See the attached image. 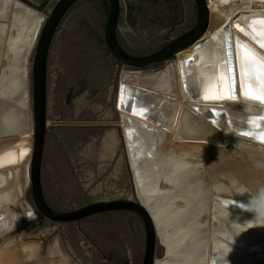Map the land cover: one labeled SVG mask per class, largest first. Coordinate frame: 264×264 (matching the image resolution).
<instances>
[{"label":"water","instance_id":"1","mask_svg":"<svg viewBox=\"0 0 264 264\" xmlns=\"http://www.w3.org/2000/svg\"><path fill=\"white\" fill-rule=\"evenodd\" d=\"M82 1L57 0L54 3L30 57L28 83L33 115V154L30 160L31 182L29 192L25 195L27 202L34 208L37 216L57 223L71 224V228L74 227L72 225L74 223L83 224L91 233L100 225L112 224L116 232L123 234L121 231L123 227L120 225L122 223L126 225L123 221L125 215H137L142 221L146 237L141 264H254V260L259 261L256 264L264 263V230L246 238L242 233L226 231L221 224L213 220L214 235L210 241L208 235L211 208L218 210V207H221L231 213L256 215L264 220V196L251 190L254 188L252 186H244L240 193H236L225 183L213 184L197 169L190 166L179 168L174 165L175 171L170 172L171 160L165 158L162 149L168 135L165 130L170 125H174L175 121L170 119L164 122L161 119L166 106L181 102L180 97L183 92L180 90V85L185 97L192 102L193 109L199 111L197 101L202 92L200 82L202 76L197 68V52L202 53L206 60L213 61L217 49L219 58L213 66V74H217V68L220 66L223 78L230 83L234 72L236 98L238 82L240 84L241 51L251 52L255 59L264 61L262 54L264 47H261L258 41H254L257 38L263 40L264 32L259 38L258 33L249 29L248 32L252 34L253 39L248 43L237 36L234 52L229 24L221 28L216 37L213 36L210 34L211 12L207 1L192 0L196 9V20L190 30L172 36L165 44L148 53L137 54L128 50L120 33L123 0H105L109 14L104 25V48L123 68L116 75V81L119 83L117 103L113 109L116 118L110 119L111 112L107 111V118L109 117L107 119L100 111L105 110L103 101L107 93L105 90L107 81L105 83L102 81L108 79V82H111L115 71H108L102 56L98 57L94 52L84 49L81 52L76 51L74 47L75 49L68 52L67 59L63 62L65 66H70L69 78L76 79L78 74L87 78V75L91 76L94 73L93 82L81 85L80 90L77 88L69 90V86L64 97L57 100L59 104L57 105L65 106V109L70 108L72 99L70 97L74 93H77L75 101L80 100L83 92H89V97L83 102V107L79 111L82 110V113L78 116H67L66 120L50 121L49 90L52 79L49 71L52 55L55 47L59 46L62 50L68 44L65 41H57V36L70 12ZM254 27L257 28L256 23ZM218 39H222V43L219 44ZM262 40L261 42L264 43ZM81 56L86 60L82 67L79 66L78 61H74ZM76 66L81 68L77 75L74 71ZM241 89L243 90L242 86ZM97 101L101 102L99 108L94 107L98 105L95 104ZM209 105L210 110L219 108L217 109L219 113L216 112L213 117L207 119L216 124L215 128L213 125V127L202 125L195 114H191L190 117L199 127L198 131L201 126L208 131L207 136L200 138L222 140L223 133L218 131V128L224 130L226 125L227 128H233L229 117L234 105L221 101ZM94 111L99 112L96 114L93 113ZM246 113L248 117L245 122L249 129L239 130L238 134L264 145L262 142L264 110L251 115L249 114L251 112ZM225 119L226 121L223 122ZM50 126L87 128L84 130L87 131L84 134L87 145L90 143L89 139L95 137L99 131L118 128L122 133L123 145L127 153L134 186L133 197L97 201L73 210L54 209L47 199L44 188ZM94 128H99L97 129L99 131ZM71 135L69 134L67 138ZM139 195L142 198L149 197L160 201L167 198L164 200L182 202L185 207H177L175 203L169 204L166 208L159 209L158 213L152 214L141 203ZM106 213L113 214L115 219L110 216L105 217ZM163 225H168V229L164 239L161 240L158 228ZM107 231L109 230H102L100 238L113 245H122L126 253L124 241L119 240L121 236L116 237L117 239L107 238ZM158 250L161 255H158Z\"/></svg>","mask_w":264,"mask_h":264},{"label":"bare ground","instance_id":"2","mask_svg":"<svg viewBox=\"0 0 264 264\" xmlns=\"http://www.w3.org/2000/svg\"><path fill=\"white\" fill-rule=\"evenodd\" d=\"M253 4L263 7L264 0H211V3H209L211 12L210 34L216 37L217 32L226 24H229L234 52L236 51L235 39L237 36L247 43L253 39L252 34L248 32L249 29L254 33H258V37L261 38L260 34L264 32V9L254 10L252 9ZM221 8L230 10L231 16L226 17L227 14L223 13ZM46 20V15L24 4L21 0H0V56H2V65L0 66V241H2V244L0 243V257L15 249L25 256V261L28 263L37 261L35 243L22 242L18 249L16 247L22 240V236L6 237V235L21 229L26 223L37 218L34 208L27 200H23V198L26 199L23 183L24 188L30 186V160L33 154V124L28 83L29 61L36 39ZM255 23L257 28L254 27ZM261 40L254 39L259 44H262ZM217 41L220 44L223 40L218 39ZM216 52L217 49H215L213 61L206 60L202 53L197 52L196 54L197 68L202 76L201 81L199 80L202 92L200 99L197 101L199 111L193 109L192 102L185 97L181 85L180 90L183 92L182 97H180L181 102L170 103L164 108L161 119L164 122L172 119L175 124L170 125L165 130L168 135L162 152L165 154V158L171 160L172 168L170 167V172L175 171L173 169L174 165L179 168L190 166L197 169L206 180L213 184L225 183L236 193H240L244 186H252L254 188H251V190L264 196V172L263 176L255 175L253 172L255 171L254 165L252 166V164H259L262 167L260 169L264 171V145L238 134L239 130L249 129L245 122L248 117L246 112H251L249 113L251 115L263 111L264 101L246 98L239 82L237 85L238 95L234 100L213 101L204 99L206 95H213L218 91L222 94L227 83L225 79H222L220 66L217 68V74H213V66L219 58V54ZM262 52L264 56V50ZM256 60L258 62L262 61ZM118 84L115 105L117 103ZM87 90L85 89V91ZM85 94L83 95L85 97L81 96L83 101L68 116H78L79 113H82V110L79 111L83 107V102L89 97L88 92ZM220 101L234 105L229 117L233 123V128H227L228 125L225 126L226 129L224 130L218 128V131L220 130L223 133L222 140L200 138L205 136L208 131L204 130L202 126L198 131L199 127L193 123L195 121L191 119L190 115L195 114L202 125L214 126L213 128H215L216 124L209 122L207 119L213 117L216 112L219 113V110H217L219 108L210 110L209 104ZM127 116L129 117L128 114ZM225 121L226 119L223 122ZM103 136V138L108 137V134ZM121 137L123 139V136ZM181 142L209 144L222 148L223 151L216 152V156L221 157L223 161L214 163L212 160L210 161L203 146L178 145ZM238 152L242 154L241 160L243 161H236L232 158ZM231 153H233L232 156ZM259 160H262V162H259ZM22 178L23 181H21ZM138 198L152 214L158 213L159 209L166 208L169 204L174 205L175 203L177 207H185L182 202L176 203L164 200L167 198H163L164 201L149 197L142 198L140 195ZM213 220L217 224H221L226 231L242 233L246 238L257 235L264 230V220L259 216L245 215L238 212L231 213L221 207H218V210L211 208L209 241L214 235L212 233ZM167 229L168 225L158 228L161 240L164 239ZM208 244L210 246V243ZM54 246L60 248L57 239L54 241ZM254 261V264L259 262Z\"/></svg>","mask_w":264,"mask_h":264},{"label":"rangeland","instance_id":"3","mask_svg":"<svg viewBox=\"0 0 264 264\" xmlns=\"http://www.w3.org/2000/svg\"><path fill=\"white\" fill-rule=\"evenodd\" d=\"M22 1L33 9L38 10L43 15L48 16L57 0H48L44 1V3H41V1L39 2L38 0L36 2H27V0ZM100 1L83 0L77 5L63 23L57 36V41L63 42L65 38L70 37V28L72 29L74 25L75 32H78L81 35L77 40L74 39L73 42L77 43L78 46L81 45L80 48L87 47V44L89 43L98 48L100 47L99 51L102 53L97 54V56H102L103 62L109 64L112 57L104 48V32L101 28V23L104 22L102 2L104 4L105 0ZM123 3V12L120 20V33L125 44L132 52L137 54L148 53L165 44L172 36L180 35L190 30L196 20V9L192 0H123ZM263 7L258 6V4L252 5V9L254 10L264 9ZM221 10L223 13L227 14L226 17L229 18L231 16L230 10H223L222 8ZM96 29L99 30V33L94 35L93 33ZM72 36L76 37V35ZM56 55L57 53L53 52L52 64L49 71L50 78L52 79L49 90L50 121L67 119L65 106H58L55 103V100H60L62 96L64 97L67 88L71 86V78L65 75V71L63 70V67H65L63 62L67 59V56H62L67 54L58 53L62 61L61 62L59 59L58 63V55ZM83 56L77 57L74 60L76 62L78 61V64L81 67L82 65H85L86 61ZM1 57L2 56H0V58ZM114 62V65L116 66L115 74L112 82L105 81V90L107 93L106 96H104L105 101H103L104 109L105 111L111 112L110 119L112 120H115L116 118L113 110L117 88L116 75L121 69H123L120 64L116 61ZM1 65L2 58L0 59V66ZM112 70L108 69V71ZM95 104H101V102L97 101ZM54 105L59 107V110L61 111L60 114H55L53 112ZM96 108H98V106ZM31 117L33 122L32 108ZM105 118H107V116ZM86 129L87 128L72 129L57 126L49 127V144H52V150L46 157L51 163V166L48 165L47 167L46 175L48 181L52 182V186H44V188L47 191V194L50 195V198L53 199V201H51L47 198L50 205L56 210H73L97 201H111L122 198L130 199L133 197L134 186L130 175L127 153L120 136L116 147L113 150L114 152L111 160L99 161V157H96V161H98L99 164H103V169H98L94 172L93 178L91 176L89 181L84 182L87 178V168L90 170L88 161L81 154V152H83L81 149L87 147V141L84 138V134L87 132L84 130ZM94 129L97 130L99 128ZM109 129L116 130L117 128ZM98 131L99 130H97V132ZM69 134H72V137L70 136L67 138ZM178 145L203 146L210 161L212 160L214 163H221L223 161L221 157L216 156V152L223 151L222 148L193 142H181L178 143ZM50 147L51 146L48 147V150ZM74 148L77 150H73ZM72 151H75L77 154L75 156L76 158H69L72 165H62V161L67 160L70 156L69 153ZM232 154L233 153H231V156ZM242 157L243 156L240 152L235 153L232 156L236 161H243L241 160ZM259 162H262V160H259ZM98 163H96V165ZM258 165L252 164L255 170L253 172L255 175L263 176L264 171L263 169H260L262 167L260 165L258 167ZM72 166L77 169V171H82L77 173L78 179L71 175ZM69 179H71V181ZM21 181H23V178ZM23 190L24 194L29 192V187L24 188V183ZM53 195H55V198ZM23 200L26 201L25 198H23ZM104 216H110L115 219L113 214L106 213ZM123 221L126 225H123V223L120 225L123 227L121 231L123 232V236L128 238L124 242L125 246L132 249V243L135 244L136 242L133 241L134 237H137L135 247L137 250L134 251V248L132 255H128V250H126L125 253L122 245H116L120 249L114 250L108 247V242H106V240H96L97 237H101L102 230H109L106 234L107 238L116 239V237L119 236L123 237L122 233L120 234L116 232L117 230L114 229L112 224L104 226L100 225L97 230L91 233L83 224L74 223L72 224L74 227L71 228V224L57 223L47 218L37 216V218L26 223L21 229L6 235V237L22 236V240H19L20 242L16 247L18 249L22 242L28 243L30 241L35 243L34 246L37 250L35 257L37 261L28 263L25 261V256L21 252L12 249L10 253L0 257V264H71V261L73 264H131V262L132 264H141L146 244L142 221L140 217L134 214L125 215ZM56 239L59 242L60 248L54 246V241ZM0 243L2 244V241H0ZM104 243L105 245H103ZM75 247H77L78 250ZM119 250L121 253L117 254ZM157 253L158 255H161L159 250ZM50 254L54 257L50 256ZM103 254H105V256Z\"/></svg>","mask_w":264,"mask_h":264},{"label":"flooded vegetation","instance_id":"4","mask_svg":"<svg viewBox=\"0 0 264 264\" xmlns=\"http://www.w3.org/2000/svg\"><path fill=\"white\" fill-rule=\"evenodd\" d=\"M100 1V0H99ZM101 2V1H100ZM41 3H44V2H41ZM102 11H103V14H104V22H102L101 23V28H102V30H103V32H104V25H105V22H106V18H107V16H108V14H109V8H108V5H107V3L104 1V4H103V2H102ZM75 27H73L72 29L70 28V33H69V36L70 37H73L74 39H76L77 40V38H79L80 37V33H78V32H75ZM96 33H99V30H94V35H97ZM72 35H76V37L75 36H72ZM103 39V38H102ZM99 42V41H98ZM124 42V41H123ZM125 43V42H124ZM126 45V44H125ZM127 46V45H126ZM127 48H128V50H130V48L127 46ZM107 51V50H106ZM54 52H55V50H54ZM108 52V51H107ZM109 53V52H108ZM57 56V55H56ZM59 59H60V57H58L57 58V63H58V61H59ZM61 60V59H60ZM112 60H113V62L115 61L113 58H112ZM60 63V62H59ZM115 63V62H114ZM118 63V62H117ZM107 64V63H106ZM105 64V65H106ZM119 64V63H118ZM109 64H107V66H108ZM69 66L68 65H66L65 67H63V70L65 71V75H67L68 76V74H69ZM81 68L78 66V67H74V71H76V75H77V73H78V71L80 70ZM95 71V70H94ZM95 76H97V73H95ZM92 77H94V73L91 75V76H88L87 75V78H86V76L85 75H82V74H78L77 76H76V79L75 78H71V86L69 87V90H76V88L77 89H81V85H83V84H87V82H92V80H93V78ZM59 80H61V79H59ZM104 80H106V79H103V83H105L104 82ZM58 83V82H57ZM57 86H58V84H57ZM57 88V87H56ZM79 93V92H78ZM89 93V92H88ZM85 93L83 92V94H82V97H85V96H83ZM76 95H77V93H74V94H72V97H70V98H72L71 99V107L70 108H68V110L66 109V114H67V116L70 114L71 115V113H72V111L79 105V103L80 102H82L83 101V99L81 100V96H80V100L79 101H75L74 100V98L76 97ZM86 95V94H85ZM55 103L56 104H58V102H57V100H55ZM59 105V104H58ZM53 112L55 113V114H60L61 113V111L59 110V107L58 106H56V105H54V107H53ZM118 129V128H117ZM116 129V130H117ZM109 130V131H105V130H101V131H99L96 135H95V137L93 136L92 138H90L89 139V144H88V146L85 148H83V149H81L83 152H81V154L85 157V159L88 161V165H89V167H90V170H89V168H87V170H86V174H87V178L84 180V182L85 181H89L90 179L89 178H91V176H92V178L94 177V172H96L98 169L100 170V169H103V167H102V163H98V161H96V159L99 157V161H108V160H111V158H112V154H113V150L115 149V147H116V144H117V142H118V138H119V136H120V132H119V130ZM106 135L107 136V134H108V137H105V138H103L104 136L103 135ZM121 137V136H120ZM122 142H123V139H122ZM50 146H51V143L49 144ZM95 146V147H94ZM52 150V146L49 148V150L47 151V155L48 154H50V151ZM73 150H77V149H73ZM100 151H102V153L100 152ZM52 155V154H51ZM54 155V154H53ZM57 155V154H56ZM69 157H68V159L67 160H65V161H62V165H64V166H71L72 165V162L71 161H69V158L71 159V158H74L77 154L75 153V151H72V152H70L69 153ZM74 155V156H73ZM78 157V156H77ZM97 157V158H96ZM76 158V157H75ZM62 160H63V158H62ZM46 161H47V167H48V165L49 166H51V163H50V161H49V159L48 158H46ZM95 161H96V163H98L97 165H96V163H95ZM60 164V165H61ZM58 167V166H57ZM57 171V170H56ZM79 171H81V170H79ZM79 171H77V169H75V168H73V166H72V168H71V175H73L74 177H77L76 179H78V172ZM92 171V172H91ZM82 172V171H81ZM75 179V180H76ZM70 181H71V179H69ZM44 183H45V186H52V182H50V181H48V179H47V176L46 177H44ZM66 181H68V180H66ZM45 193L47 194V191L45 190ZM55 195H53V197H54ZM47 198H49V200H51V201H53V199L52 198H50V195H48L47 194ZM55 198V197H54ZM99 222H100V220H99ZM123 235V234H122ZM118 238V237H117ZM116 238V239H117ZM97 239H99V241H101V238H99V237H97L96 238V240ZM125 239H128L127 237H119V240L120 241H124L125 242ZM133 241H136L137 242V237H134V240ZM136 242H135V244L134 243H132V249H129V248H127V246H126V248H127V250H128V255L130 254V255H132V253H133V250H134V248L136 247ZM77 243H78V241H77ZM103 245H105V243L103 244ZM108 247H110L111 249H114V250H118V249H120V248H118V246H116V245H113V244H111L110 242H108ZM76 249H77V247H75ZM78 250V249H77ZM137 250V248H135V250L134 251H136ZM130 252V253H129ZM119 253H121L120 252V250L117 252V254H119ZM112 254H115V253H112ZM104 256H105V254H103ZM71 264H73L72 263V261L70 262ZM131 264H132V262H131Z\"/></svg>","mask_w":264,"mask_h":264},{"label":"snow or ice","instance_id":"5","mask_svg":"<svg viewBox=\"0 0 264 264\" xmlns=\"http://www.w3.org/2000/svg\"><path fill=\"white\" fill-rule=\"evenodd\" d=\"M264 47V43L261 44ZM230 71H232L230 69ZM222 79H224L222 77ZM240 84L246 98L264 101V61L258 62L254 55L248 51H241L240 55ZM236 90V77L233 72L230 83H226L223 93L219 91L213 95H206L205 100L219 101L224 99L234 100ZM264 142V137H262Z\"/></svg>","mask_w":264,"mask_h":264},{"label":"crops","instance_id":"6","mask_svg":"<svg viewBox=\"0 0 264 264\" xmlns=\"http://www.w3.org/2000/svg\"><path fill=\"white\" fill-rule=\"evenodd\" d=\"M33 1H37V0H27V2H33ZM39 2L41 1V2H44V1H48V0H38ZM73 27H74V25H73ZM65 42H67L68 44H66L65 45V47H63L62 48V50L60 49V47L58 46V47H56L55 48V52L57 53V55H58V53H62V54H67V55H63L62 57H64V56H68V52H70L71 50H73V49H77L76 51H80L81 52V50H87V51H92V52H94V54H99V53H102L101 51H99L100 49V47L98 48L97 46H93V45H91L90 43L89 44H87V47H82V48H80L81 47V45H79L78 46V44L77 43H74L73 41H74V38H72V37H68V38H65V40H64ZM82 43V42H81ZM76 44V45H75ZM78 46V47H77ZM75 47V48H74ZM81 49V50H80ZM94 56V55H93ZM58 57H59V55H58ZM115 65H114V62H113V60H110L109 61V65H108V69H113L114 71H115ZM110 71V72H114V71ZM98 80V79H97ZM99 81V80H98ZM105 81H109L108 79L107 80H104V82ZM92 82H93V80H92ZM111 82H112V80H111ZM117 83H118V81H117ZM116 92H117V88H116ZM103 98V97H102ZM114 104H115V101H114ZM96 106V105H95ZM98 106V108L101 106V104H98L97 105ZM96 106V107H97ZM101 112H103V117H106L107 116V111H105V110H100ZM91 112V111H90ZM99 112V111H98ZM98 112H93V113H98ZM98 116V115H97ZM109 118V117H108ZM107 118V119H108ZM50 145H48V147H49ZM51 146H52V144H51ZM88 146V145H87Z\"/></svg>","mask_w":264,"mask_h":264},{"label":"built area","instance_id":"7","mask_svg":"<svg viewBox=\"0 0 264 264\" xmlns=\"http://www.w3.org/2000/svg\"><path fill=\"white\" fill-rule=\"evenodd\" d=\"M207 1V5L209 7V3H211V0H206Z\"/></svg>","mask_w":264,"mask_h":264}]
</instances>
